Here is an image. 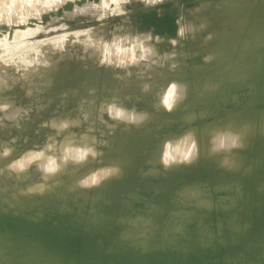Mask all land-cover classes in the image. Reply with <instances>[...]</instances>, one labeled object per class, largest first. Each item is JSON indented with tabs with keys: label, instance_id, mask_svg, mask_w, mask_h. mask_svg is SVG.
<instances>
[{
	"label": "rangeland",
	"instance_id": "obj_1",
	"mask_svg": "<svg viewBox=\"0 0 264 264\" xmlns=\"http://www.w3.org/2000/svg\"><path fill=\"white\" fill-rule=\"evenodd\" d=\"M23 2L29 3V1L24 0ZM86 2L88 0H66L59 9H52L40 13L39 16L30 17L27 24L9 26L0 23V66L3 65L6 52L5 38L10 43L16 38V31L23 32L36 27L45 29L35 36L26 37L28 43L48 40L54 36L60 37L67 33L63 51L54 50L51 44L40 46L41 51L46 54V58L49 60V68L47 66L42 67L39 74L34 75L30 80H21L10 89L0 90V103H12L11 111L13 113L18 108L25 110L18 120L5 121L3 125H0V135L2 134L0 143L11 146L14 153H17L16 156H20L32 148H41L47 142L58 139L62 135V133L57 135L53 128L46 126L45 122H50L53 119L60 121L68 119L73 122L72 126L69 127L71 132L76 134L85 131L95 132V135H99L96 138L102 139L100 134L106 133L103 135L106 137L108 125L113 124L114 120L107 113H101V102L116 100L123 104L125 101L126 105L130 103L129 109L131 108L130 105L134 109L139 105L142 110L138 108L139 106L136 110L140 113L147 111L149 117L152 111L149 110L151 108H148L150 104L148 105L147 102L152 97V100L155 99L153 104L151 103L152 100L148 102L151 103L152 107L156 102L160 104L156 99L160 97L158 96L161 94L160 92L168 87V80L166 82L163 78L165 80L166 77L171 79L169 83L178 82V80L185 81L189 89L185 92L182 102L177 103L171 111L164 107L160 109L161 104L158 105L159 107L156 105L159 111L155 106V109L152 108L156 111V114H154L155 112L152 113L153 118L149 117L152 119L137 125L127 123L131 126L127 130L126 125L121 124V127L125 129H122L123 134L119 137L117 150H113L115 152L112 153L111 160H109L110 163L111 161L113 163L112 158L116 162L120 159L119 165H121L126 176L113 175L95 185L94 188L84 187L87 189L86 191L99 190L93 194H87L88 197L95 195L93 200L86 201L85 189L82 192L72 190L66 184L67 187L62 186L63 188L60 187V184L58 187L57 184L54 193L44 199L30 196L29 199L27 195L19 198L18 196L21 194L19 184L24 185L22 187H27L31 183L35 184L40 181L37 179H40L41 175L33 167L27 174L29 178L20 180V182L16 177L13 178L14 175L12 177L8 174L0 175L2 178L0 179V218H4V215L10 210L24 212L28 217L33 214L32 218L39 219L41 217L46 218V215L47 217L53 215L56 216L55 220L58 223L56 228L64 232L65 230L62 228L67 229L70 225H74L76 228L82 226L84 230H88L85 229L86 220L89 216L87 214H90V219L95 215L91 216L92 213L88 210L89 208L98 210V214L102 212V216L105 212L106 215L103 216V219L106 220L100 223L101 226L93 218L91 219L92 222L98 224L91 225L89 219L87 225L90 223L92 229L88 231H96V238L103 244V247L108 249V253H111L116 247H119L118 250L122 247L129 248L132 241L135 244L141 237V233L138 234L139 231L137 230L141 229L143 225L145 228L142 229L145 231L140 230V232L143 231L142 237L149 235V233L153 235V237L151 235L150 238L147 237L151 240L146 239L147 242L149 241L148 247V245L159 244L161 237H167L168 241L175 243L174 236L168 237V235H173L178 230L183 236L194 231L196 233L193 234L194 237H209V241H214L215 230L213 226L220 222L223 223V228H218L219 232L223 234L227 232L229 234L228 239L232 241L236 240L237 230L241 225L246 235H243L240 241L246 243L248 250H250L253 246L252 243H255L257 239H254V242H248L247 238L252 234L248 230L249 226L246 225L247 220L243 221L240 214L244 211L243 203L247 195L259 197L260 200L264 199V162L259 161L258 156L260 151H264V133L258 134L255 140L239 149L237 158L241 161V165L236 172L224 169L217 165L212 157L206 155H198L191 162L165 167L159 155L163 152L162 146L165 143L169 141L175 143L185 138L193 126L203 130L207 126L222 124L234 117L239 120L240 116L256 118L258 123L263 124L264 0H163L162 3L154 6L145 5L144 0H130L124 5L127 10H132L128 15H110L104 21H98V24L96 22L98 18L92 14L75 17L65 16L66 11H72ZM96 2H100V0H96ZM107 2L115 6L114 1L107 0ZM191 10L192 12L195 11V14L193 12L191 15ZM181 16L184 17L186 25L190 20L199 25L205 19L208 25L199 31V35L194 40L190 41L187 37L178 35L180 25L177 21ZM57 17L62 19H56ZM148 19H151L150 22ZM157 21L160 24H156ZM61 23H66L69 27L67 29L60 28ZM156 25L160 27L157 28ZM89 28H93L91 36L95 41L93 40L92 44H86L85 41L88 40L86 39L88 36L83 35V32ZM77 31L81 32L82 35L75 37L74 33ZM149 33L153 36L150 43L155 46L159 53L158 57L153 58L157 62H153V60L143 61L126 68L99 63V54L104 43H112L118 37L121 40H126L128 43L122 46L128 47L137 36L142 37ZM157 35L162 37L160 41L155 40ZM173 39L177 41L176 44L171 42ZM97 44L100 45L99 50L96 49ZM167 51L171 52L169 57L165 56ZM138 54L139 51L137 50ZM156 72H159L161 77L163 75L165 77L157 78L160 75ZM166 72L168 75L165 74ZM51 77L52 79H49ZM174 77H178V80ZM154 78L158 79H155L156 82L158 81L157 83H154ZM148 79L153 80V83L151 84V80L148 81ZM160 79L164 82L160 84H163V87L159 85L163 89H160L158 93L159 87L157 89L155 85L158 86ZM143 86L148 87L143 88ZM29 90L31 95L28 94ZM154 91L158 93L157 95L154 93L155 97H153ZM137 92H139L138 97ZM141 93L147 95L142 98ZM73 95L75 96L73 97ZM124 96L127 98L123 99ZM132 97L137 98V100ZM139 99L143 102H138ZM146 99L147 101H145ZM135 100L137 101L136 104ZM146 105L147 108H145ZM92 109L97 113L99 119L97 118L95 121L85 120L84 114L88 113L89 115ZM79 121L83 123L79 124ZM106 123L109 124L106 125ZM100 127L105 128V131ZM122 132L120 131V133ZM13 138H16L15 143H13ZM54 154L58 155L59 153ZM9 162L10 159H7L6 163L0 161V166L3 165L4 167ZM128 184H133V186H128ZM189 187H195L198 194L191 202L184 195L185 190ZM237 197L239 205L233 209L232 215L227 216L232 209L230 201ZM99 202H103V204ZM98 204L100 205L98 206ZM17 205H20L21 208ZM93 206L96 208L98 206V208L93 209ZM75 207L80 208L79 213L82 217L86 214L87 219L79 217L80 214ZM45 209H48L49 213L43 215L42 212ZM3 212L4 215L2 216ZM81 212L85 214L82 215ZM97 213L94 218L99 221L102 216ZM234 213L235 215H233ZM110 215H113L114 218H109ZM107 216L108 218H106ZM7 217L10 219L11 216L7 215ZM78 217L83 221H80ZM144 219L153 220V223L148 221L151 225H147L148 223ZM106 221L108 223H105ZM0 222L3 224L5 218L4 222ZM8 222L10 221L8 220ZM8 222L7 225L9 226ZM1 223V232L4 237H7L5 229H2L7 226ZM52 223V221L49 222V224ZM107 224L110 225L107 227ZM136 225H139L138 229H136ZM206 229H209L210 233L206 232ZM146 231L147 234L144 233ZM14 232H12V236L15 235ZM125 232L127 235L129 234L128 236L131 235L128 239H126ZM30 233L24 232L25 235L29 234L31 237ZM10 235L11 232L7 238H11ZM18 236L21 235H17V238L14 239L15 241L17 239L16 242L18 243H12L4 237H2L3 239L0 237V264H78L66 256H52L36 245L37 240L34 239L37 238L35 236H33L34 239L31 237L30 241L33 240L32 242H24V240L23 243L21 241L24 238L27 241L30 237L23 235L24 238L21 237L23 239H20ZM138 236L140 237L138 238ZM132 237H137V240L135 238L131 240ZM52 239H54L52 236L48 238L49 241ZM77 239L71 241L75 247L71 253L72 256H76L80 252L78 248L79 239ZM136 245L137 243L133 246L135 250L144 249ZM212 245L214 246V243ZM61 248L66 247L62 246ZM84 250L83 254L87 253ZM92 255L93 253L84 254L81 263L90 264V259L94 258Z\"/></svg>",
	"mask_w": 264,
	"mask_h": 264
},
{
	"label": "clouds",
	"instance_id": "obj_2",
	"mask_svg": "<svg viewBox=\"0 0 264 264\" xmlns=\"http://www.w3.org/2000/svg\"><path fill=\"white\" fill-rule=\"evenodd\" d=\"M66 0H48V2L40 4H29L23 0H2L0 2V23L12 26L27 24L29 18L32 16H39L42 12H47L52 9H59L63 6ZM130 0H115V6L108 3L107 0H88L82 6H77L72 11H66L65 16L75 17L77 15L92 14L98 19L103 20L110 15H122L126 12L125 4ZM163 0H144L145 5H156L162 3ZM56 19H62L57 17ZM177 23L180 25L178 35L184 37L188 32L195 31V28L184 23V17L181 16ZM60 28L67 29L69 27L66 23H61ZM41 27L35 29L29 28L26 31H16V38L10 43L5 38V57L3 65L0 66V90L10 89L21 80H30L34 75L39 74L42 67L49 65V60L46 54L41 51V45L51 44L54 50L63 51L65 48V40L67 33L60 37H52L48 40L37 41L34 43L26 42V37L35 36L37 33L44 31ZM92 29L89 28L83 32V35L88 36L86 44H92ZM76 37L82 35L77 31L74 33ZM162 37L155 36L156 41H160ZM153 40L151 33L144 36H137L130 46H122L128 43L126 40H121L118 37L112 43H104L103 48L99 54V63L101 65L115 66L118 68H126L129 65L139 64L143 61L153 60L158 57L159 53L155 46L150 42ZM176 44L177 41H171ZM100 49V45H96ZM137 50L139 54L137 55ZM124 54H130L125 58ZM167 55V54H166ZM153 62H157L153 60ZM29 95L31 91L29 90ZM185 96L184 87L178 82L173 81L168 85L166 90L160 95L159 103L171 111L176 104ZM13 105L10 102L0 103V125L5 121H16L24 113L25 110L18 108L15 113L11 111ZM101 113L107 115L114 121H121L131 124H140L148 118L147 113H140L136 109H129L124 105L118 103L116 100L109 102H101ZM84 119H88V113L84 114ZM46 126L53 128L57 135L72 126V121L63 119L56 121L53 119L50 122H45ZM13 138V143H15ZM97 138H92V143L87 147L83 145H66L62 151L59 150V145L56 140L47 142L41 148H32L22 153L16 159L10 161L4 167H0V175L8 174L15 176L18 180H26L30 170L35 167L41 173V181L35 184H30L25 188H21L20 192L23 194L43 193L49 186L47 182L51 181L58 173L62 171L63 166L67 165L69 161L80 164L89 157L97 158L102 153L96 147ZM214 151L220 149H231L238 146L239 137L236 135H226L214 138ZM14 149L11 146H3L0 151V158H7L12 155ZM59 153L54 154V153ZM196 155V142L187 136L178 142L169 141L166 143L165 151L161 157L162 163L165 167H171L173 164L191 162ZM120 168L115 165H109L101 169H97L87 176L83 177L79 183L83 187H91L98 185L105 179L114 174H118Z\"/></svg>",
	"mask_w": 264,
	"mask_h": 264
},
{
	"label": "water",
	"instance_id": "obj_3",
	"mask_svg": "<svg viewBox=\"0 0 264 264\" xmlns=\"http://www.w3.org/2000/svg\"><path fill=\"white\" fill-rule=\"evenodd\" d=\"M263 153L260 151L258 155L259 161L262 162H264ZM220 166L229 170L222 165ZM230 205L232 209L227 216H230L233 209L239 205L238 197L236 199L233 198L230 201ZM243 208L244 211L240 214V217L243 221L248 220V230L253 234V241H250V243L257 239L255 243H252L253 246L250 250H248L246 243L240 241V238L244 235V228L241 225L237 230L236 240L232 241L228 239L229 234L227 232L225 234L219 232L218 228H223V223L221 224L220 222L215 226L212 225L215 230L214 241H209V237H194L193 234H196L194 231L183 236L178 230L172 235L175 243L168 241L167 237H161L159 244L148 245L143 250H135L133 243L130 242L129 248L122 247L118 250L119 247H116L111 253H108V249L103 247V244L96 238V231L90 232L84 230L82 226L76 228V226L70 225L73 229L68 227L64 229V232H61L56 228L58 225L55 221L56 216L48 215L49 217H47L48 209L43 212L46 218L41 217V219H30L22 212L10 210L8 215L11 216L10 220L12 219L11 225L9 224V226L2 229H5V234L8 235L13 231L21 236H23L25 231L31 232L30 235L37 238V246L43 248L52 256H66L78 262V264H82V256L88 253H93L92 257L94 256V258L90 259V264H264V199L260 200L259 197L247 195ZM66 209L69 210L68 208ZM103 218H100L99 224L104 220ZM50 221L53 223L49 224ZM37 223L40 224L38 225ZM51 236L54 239L50 240V243L48 238ZM0 237H3L1 231ZM76 237L79 239L78 248L80 252L78 255L72 256L71 253L75 250V247L71 241H74ZM134 238L132 237V240ZM10 242L14 243L12 240ZM212 243H214V246ZM61 245L66 248H61ZM84 249L87 253L83 254Z\"/></svg>",
	"mask_w": 264,
	"mask_h": 264
},
{
	"label": "bare ground",
	"instance_id": "obj_4",
	"mask_svg": "<svg viewBox=\"0 0 264 264\" xmlns=\"http://www.w3.org/2000/svg\"><path fill=\"white\" fill-rule=\"evenodd\" d=\"M24 1H29V4H32V3H35V4H40V3H45V2H48V0H24ZM112 1H114L115 2V0H112ZM132 10H127L126 9V12L124 13V14H129L130 12H131ZM194 12V14H195V11H193ZM192 12V10H191V12H190V14L191 13H193ZM192 15V14H191ZM148 17V16H147ZM152 18V17H151ZM105 19V18H104ZM104 19L103 20H98L97 19V24H98V21L100 22V21H104ZM158 19V18H157ZM178 19V18H177ZM201 19V18H200ZM150 20L151 19H148V22H150ZM202 20V19H201ZM200 20V21H201ZM206 20V19H205ZM204 20V21H205ZM154 21H156V19H154ZM191 21V22H190ZM190 21H188V23H187V25H190V26H193L194 28H195V31L194 32H192V31H190V32H188L184 37H187L188 39H190V41L191 40H194L198 35H199V31L200 30H202V28H205L207 25H208V22H206L205 21V23L204 24H202V22H204V21H201L200 22V24L198 25V24H195V23H197V22H195V23H192V20H190ZM198 21V20H197ZM199 22V21H198ZM102 23V22H101ZM156 24L157 23H159L158 21L157 22H155ZM93 24V23H92ZM100 24V23H99ZM160 24V23H159ZM95 25V24H94ZM91 26H93V25H91ZM97 26V25H96ZM101 26V25H100ZM157 26V25H156ZM159 26V25H158ZM158 26H157V28H158ZM160 27V26H159ZM81 29V28H80ZM93 29V28H92ZM95 29H97V28H95ZM209 31H211V29H209ZM208 31V32H209ZM93 32V31H92ZM99 33V32H98ZM104 33V32H103ZM97 35V34H96ZM74 36V35H73ZM54 37H56V36H54ZM76 37V36H75ZM93 38V37H92ZM73 39V38H72ZM86 39H88V38H86ZM92 40H94V39H92ZM95 41V40H94ZM86 45V44H85ZM173 48V47H172ZM172 48H171V50H172ZM177 48V47H176ZM178 48H179V46H178ZM97 49V48H96ZM174 49H175V47H174ZM173 49V50H174ZM179 49H181V47L179 48ZM179 49H178V51H179ZM182 51H183V49H181ZM178 51H176V52H178ZM209 51V50H208ZM173 52V51H172ZM90 53H91V51H90ZM170 53L171 52H169V51H167V55L165 54V56H170ZM174 53V52H173ZM172 53V54H173ZM179 53H180V51H179ZM171 54V55H172ZM125 55V58H127L128 56H130V54H124ZM179 62V61H178ZM48 67V66H47ZM50 67V66H49ZM48 67V68H49ZM44 68V67H43ZM51 69V68H50ZM144 69V68H143ZM45 70V69H44ZM43 70V71H44ZM52 71V70H51ZM147 71V70H146ZM169 71H170V69H169ZM169 71H167L168 73H169ZM165 73L166 75H168V73ZM172 72V71H171ZM149 73V72H148ZM157 73V72H156ZM147 74V73H146ZM157 74H159V72L157 73ZM171 74H173V73H171ZM152 75V74H151ZM155 75V77H156V74H154ZM153 75V76H154ZM160 76H158L157 78H163V77H165L163 74V76L161 77V74H159ZM147 76V75H146ZM174 76V75H173ZM169 77V76H168ZM55 78V77H54ZM74 78V77H73ZM147 78V77H146ZM153 78V77H152ZM157 78H154V83H157L156 82V80L155 79H157ZM170 78V77H169ZM172 79H173V77H171ZM177 78V80H178V77H176ZM175 77H174V79H176ZM49 79H52V77L51 78H49ZM141 79H143V78H141ZM70 80V79H69ZM81 80V79H80ZM145 80H147V79H145ZM151 80V79H150ZM149 79H148V81H150ZM158 80V79H157ZM163 80L164 81H166L167 82V80H168V85L170 84L169 82H171L167 77H166V80L163 78ZM82 81V80H81ZM87 81V80H86ZM85 81V82H86ZM142 81V80H141ZM153 80H151L150 81V83L152 84L153 82H152ZM160 81H161V79H160ZM159 81V83H158V86H157V84L155 85V88H157V87H159V85L162 83V82H164V81H161L160 82ZM84 82V81H83ZM45 83V82H44ZM54 83V82H53ZM139 83H140V81H139ZM149 83V84H150ZM178 83L179 84H181L183 87H184V89H185V92L189 89V87H188V85H187V83L184 81V82H182V81H179L178 80ZM145 84V83H144ZM150 84V85H151ZM166 84V83H165ZM46 85H48V84H46ZM73 85V84H72ZM147 85V84H146ZM154 85V84H153ZM44 86V85H43ZM152 86V85H151ZM151 86H149V87H151ZM163 87V84L162 85H160V87ZM49 87V86H48ZM56 87V86H55ZM145 86H143V88H144ZM146 87H148V86H146ZM145 87V88H146ZM159 87V89H158V93H159V90L161 89ZM45 88V87H44ZM70 88V87H69ZM81 88V87H80ZM139 88H140V85H139ZM153 88V87H152ZM152 88L150 89V91L152 90ZM137 89V88H136ZM141 89V88H140ZM148 89V88H147ZM163 89V88H162ZM161 89V90H162ZM155 90V89H154ZM194 90V89H193ZM137 91V90H136ZM149 91V92H150ZM165 91V90H164ZM164 91H162V92H164ZM133 92H135V91H133ZM142 92V91H141ZM144 92V91H143ZM146 92V91H145ZM147 92H148V90H147ZM146 92V93H147ZM155 93V91L153 92V97H155L158 93ZM162 92H160L161 94H162ZM76 93V92H75ZM156 95H155V94ZM129 94V93H128ZM138 94H139V92H137V97H138ZM142 94V93H141ZM144 94V93H143ZM142 94V95H143ZM160 94V95H161ZM126 95V94H125ZM133 95V94H132ZM135 95H136V93H135ZM147 95V94H146ZM146 95H143L142 96V98H144V96H146ZM160 95H158V96H160ZM187 95V94H186ZM119 96V95H118ZM118 96H116V97H118ZM128 96V95H127ZM87 97V96H86ZM115 97V96H114ZM120 97V96H119ZM125 97L126 96H124V98L123 99H125ZM141 97V96H140ZM150 97V96H149ZM94 98V97H93ZM127 98V97H126ZM132 98H134V97H132ZM142 98H140V99H142ZM148 98V97H147ZM152 98V97H151ZM150 98V102H151V100L153 99H151ZM157 98V97H156ZM160 98V97H159ZM159 98L158 99H156L158 102H159ZM120 99V98H119ZM118 99V100H119ZM122 99V100H123ZM129 99V98H128ZM134 99H136L137 100V98H134ZM140 99L138 100V102L140 101ZM91 100V99H90ZM135 100V104L137 103V101ZM183 100V99H182ZM182 100H180L178 103H180V102H182ZM120 101V100H119ZM134 101V100H133ZM132 101V102H133ZM145 101H147V99L145 100ZM148 101V102H149ZM153 101H155V99L154 100H152V104H153ZM81 102V101H80ZM106 102V101H105ZM109 102V101H108ZM124 103L122 104V105H124L125 107H127V108H129V104L128 105H126L125 104V101H123ZM131 102V103H132ZM141 103L143 102L142 100L140 101ZM147 102V104L149 105L150 104V106H148V108L150 107L151 109H149V110H151L152 111V113H154V114H156V111H154V110H152V108L153 109H157V107H156V105L158 106V105H160V104H158L157 102H156V104H155V102H154V106H155V108H154V106L152 107V105H151V103H148ZM84 103H86V102H84ZM88 103H90V102H88ZM122 103V102H121ZM134 103V102H133ZM145 104H146V102H144ZM77 104V103H76ZM81 104H83V103H81ZM134 104V105H135ZM88 105V104H87ZM91 105V104H90ZM90 105H89V107H90ZM92 105H93V103H92ZM95 105H96V103H95ZM133 105V104H132ZM138 105V104H137ZM54 106V105H53ZM81 106H83V105H81ZM85 106H86V104H85ZM139 106V105H138ZM137 106V107H138ZM142 106H143V104H142ZM80 107V106H79ZM130 107L132 108V106L130 105ZM133 107H135V106H133ZM136 107V108H137ZM159 107V106H158ZM161 107H163L162 105L160 106V109H162ZM97 108V107H96ZM130 108V109H131ZM135 108V109H136ZM139 109H141L140 108V106L138 107ZM145 108H147V105H146V107ZM72 109V108H71ZM74 109V108H73ZM86 109V108H85ZM90 109V108H89ZM143 109H144V107H143ZM95 110H97V109H95ZM142 110V109H141ZM141 110H139V111H141ZM148 110V109H147ZM158 111H159V108L157 109ZM146 111V110H145ZM145 111H143V112H145ZM150 111V112H151ZM147 112V111H146ZM145 112V113H146ZM149 112V113H150ZM84 113V112H83ZM152 113H150L151 114V116L149 115V117H152ZM54 114V113H53ZM103 114V113H102ZM105 114V113H104ZM148 114V113H147ZM69 116V115H68ZM79 116V115H78ZM149 117L146 119V120H150V119H152V118H150L149 119ZM68 118V117H67ZM98 118V115H97V113L92 109V110H90V112H89V115H88V119L89 120H91V121H95L96 119ZM57 119H59V118H57ZM99 119V118H98ZM102 119V118H101ZM106 121H107V119H105ZM56 121H60V120H56ZM91 121H89V122H91ZM111 122H112V120H111ZM111 122H109V123H111ZM79 124H82L83 122H81V121H79L78 122ZM84 123H86L85 121H84ZM99 123V122H98ZM108 123V124H109ZM113 123V122H112ZM75 124H77V123H75ZM92 124V123H91ZM94 124V123H93ZM102 124H104L105 125V123H102ZM107 123H106V125H108ZM121 124H125L126 126V130H127V128H129V126L130 125H128V124H130V123H121V121H114V123L113 124H111V125H108L109 127H108V130H107V136L106 137H104L103 135L104 134H106V133H103V134H100V137L102 136V139H97V141H96V147L98 148V150L102 153L101 155H99L97 158H95V159H93L92 157H89L88 159H87V161H85V162H83V163H80V164H76V163H73L72 161H69L68 162V164L67 165H65V166H63V168H62V171L60 172V173H58L57 174V176L56 177H54L51 181H49V182H47L48 184H49V186L46 188V190L43 192V193H39V192H37V193H30V194H23V193H21V194H19L20 196H18L19 198H21V196H24L25 197V195H27L28 196V198L30 199V197H32V198H39V199H44V198H46V197H49L52 193H54V191L57 189L56 187H57V184H58V187H59V184H60V187L61 188H63L62 186H69V189H72V190H78V191H83L85 188L83 187V186H81L80 185V183H79V181L83 178V177H85V176H87L89 173H91V172H93V171H95V170H97V169H101V168H104V167H106V166H109V165H115L116 163V165L115 166H118L119 168H120V172L118 173V174H114V175H117L118 177H125L126 175L123 173V170H122V167H121V165H119V162L121 163V161H120V159H118V161L116 162V160L115 159H113L112 158V160H114V162L112 163V161H111V163H110V158H111V155H112V153H114L116 150H117V147H118V140L120 139L119 137L120 136H122V134H123V132H122V129L124 128V127H121L122 125ZM99 125V124H98ZM132 125V124H131ZM137 125V124H136ZM92 126V125H91ZM102 126V125H101ZM124 126V125H123ZM128 126V127H127ZM89 127H90V125H89ZM106 127V126H105ZM131 127V126H130ZM260 127H262V128H260ZM88 128V127H87ZM91 128V127H90ZM93 128H95L94 126H93ZM3 129V128H2ZM72 129V128H71ZM100 129H105V128H102V127H100ZM107 129V128H106ZM125 129V128H124ZM123 129V130H124ZM191 130L189 131V133L185 136V137H187V136H191V138L193 139V140H195V142H196V155L192 158V160L196 157V156H200V155H206V156H208V157H212V159H214V160H216V164H219V165H222V166H224L225 168H228L230 171H232V172H236V171H238V169H239V166L241 165L240 163H241V161L237 158V154H238V152H239V149L241 148V147H243V146H245L246 144H248V143H250L252 140H255V137H257V135L258 134H260V133H264V122H263V124L261 125L260 123H258L257 122V119L256 118H253V117H249V116H247V117H243V116H240L239 117V120H237L235 117L234 118H232V119H230L229 121H227V122H225V123H222V124H216V125H212V126H207L205 129H203V130H199L197 127H195V126H193V127H191L190 128ZM86 130V129H85ZM94 130V129H93ZM81 131V130H80ZM105 131V130H104ZM120 131L122 132V133H120ZM56 133V132H55ZM97 133V132H96ZM51 134V133H50ZM119 134H121V135H119ZM229 134H232V135H236V136H238L239 137V144H238V146H236V147H233V148H231V149H220V150H216V151H214V143H213V140H214V138H217V141H218V139H219V137H221V136H226V135H229ZM2 135V134H1ZM0 135V136H1ZM57 136V135H56ZM97 136V134L95 135V132L94 133H90V131L88 132V131H85V132H83V133H79V134H76V133H74V132H71V130H69V128L68 129H66L65 131H63L62 132V135L60 136V138H58V139H55L56 141H57V143H58V145H59V150L60 151H62L63 150V148L66 146V145H83V146H85V147H87L88 145H90L91 143H92V138L93 137H96ZM99 136V135H98ZM97 136V137H98ZM48 137V136H47ZM59 137V136H58ZM6 139H7V137H6ZM44 140H46V139H44ZM43 140V141H44ZM53 140V139H52ZM5 141V140H4ZM8 141V140H7ZM50 141V140H49ZM20 145V144H19ZM3 146H7V145H5V144H3V143H0V151H2V148H3ZM42 146V145H41ZM165 146H166V143H165V145H163L162 147H163V152H161L160 153V159H161V157H162V155H163V153H164V151H165ZM116 149V150H115ZM113 150H115L114 152H113ZM262 152H264V151H262ZM16 152L14 153V151H13V153H12V155L11 156H9V157H7V158H0V161H5V163L7 162V159H10V161H12V160H14V159H16L17 157H19V156H16ZM264 154V153H263ZM116 157V156H115ZM110 159V160H109ZM162 160V159H161ZM260 160V159H259ZM116 162V163H115ZM101 166V167H97V166ZM0 167H3V165L2 166H0ZM32 173V172H31ZM40 173V172H39ZM7 175V174H6ZM40 175H41V173H40ZM130 175V174H129ZM9 176V175H8ZM113 176V175H112ZM2 177V176H1ZM5 177H7V176H5ZM12 177V176H11ZM15 176H13V178H14ZM111 177V176H110ZM33 178V177H32ZM0 179H2V178H0ZM3 179H4V177H3ZM34 179V178H33ZM128 179H129V177H128ZM16 180V179H15ZM14 180V181H15ZM37 180H40L41 181V178L40 179H37ZM1 181V180H0ZM40 181H38V182H40ZM16 182V181H15ZM19 182H20V180H19ZM33 183H34V181H33ZM62 183H63V185H62ZM13 184V183H12ZM30 184V183H29ZM32 184V183H31ZM66 184V185H65ZM20 186H18L19 187V190L21 189V188H25V187H22V186H24V185H22V184H19ZM26 185V184H25ZM66 186V187H67ZM103 186H105V184H103ZM128 186H133V184H128ZM95 187V185L94 186H91V187H89V188H94ZM56 188V189H55ZM59 189V188H58ZM131 189H133V187H131ZM130 189V190H131ZM71 190V191H72ZM87 189H85L84 190V195H87V194H93V193H95V192H97V191H99V190H97V191H93V190H91V191H86ZM63 191V190H62ZM66 191H67V189H66ZM66 191H64V192H66ZM70 191V190H69ZM70 193H72V192H70ZM73 193H75V192H73ZM78 194H79V192H77ZM188 199V201H193L192 199L195 197V195H198L197 194V189L195 188V187H189V188H187L186 190H185V194H184ZM30 196V197H29ZM95 195H90L89 197H88V195H87V199H86V201H90L93 197H94ZM23 198V197H22ZM27 198V197H26ZM96 198V197H95ZM107 199V198H106ZM25 200V199H24ZM84 200V199H83ZM93 200V199H92ZM99 200V199H98ZM79 201V200H78ZM101 201H102V199H101ZM104 201H106L105 199H104ZM80 202V201H79ZM14 203L16 204V202L14 201ZM18 203H20L19 201H18ZM46 203V202H45ZM85 203H87V202H85ZM99 203H102L103 204V202H99ZM27 204V203H26ZM30 205V204H29ZM100 204H98V206H99ZM14 206V205H13ZM17 206H19L20 207V205H17ZM98 206H97V208H98ZM18 207V208H19ZM27 207V206H26ZM81 207V206H80ZM21 208V207H20ZM41 208V207H40ZM69 208V207H68ZM71 208V207H70ZM76 209H77V207H75ZM94 208H96V207H94L93 206V209ZM96 208V209H97ZM80 209V208H79ZM79 209H77V211L79 210ZM102 209V208H101ZM92 214H91V216L92 215H96V213H97V211L98 210H91V208H89L88 209ZM15 211V210H14ZM56 211V210H55ZM88 211V212H89ZM96 213H95V212ZM99 211H101V210H99ZM103 211V210H102ZM41 212H42V210H41ZM80 211H78V213H79ZM85 212V211H84ZM82 213V215H84L85 213ZM89 212V213H90ZM24 213V212H23ZM31 213V212H30ZM36 213V212H35ZM34 213V214H35ZM43 213V212H42ZM42 213H37V214H42ZM54 213V212H53ZM74 213H75V211H74ZM77 213V214H78ZM86 213H87V210H86ZM102 212H99V214L98 215H100V216H102V214H101ZM105 213V212H104ZM103 213V216L104 215H106V214H104ZM8 214H10V213H6L5 215L7 216ZM80 214V213H79ZM109 214V213H108ZM4 215V212H3V214H2V216ZM4 215V218H5V222H6V220H7V222H8V220L10 221V222H12L10 219H8V217L6 218V216ZM32 215L33 214H31V215H29V217H30V219H39V218H35V217H33L32 218ZM90 216V214H87V216ZM94 215V216H95ZM146 215V214H145ZM230 215H232V214H230ZM233 215H235V213L233 214ZM10 216V215H9ZM27 217H28V215H26ZM43 216V215H42ZM77 216V215H76ZM81 216V214L79 215V217ZM85 216H86V214H85ZM84 216V217H85ZM88 216V220L90 219V217ZM94 216H92V218H93V220L95 221V219H96V221L98 222V220H97V218H94ZM102 216V217H103ZM0 217H1V212H0ZM14 217V216H13ZM28 217V218H29ZM78 217V219L81 221L82 219L81 218H79ZM82 217V216H81ZM84 217H82L83 219H84ZM111 217V219H112V217H113V215L111 216H109V218ZM236 217V216H235ZM4 218H0L1 220L0 221H3L4 222ZM10 218V217H9ZM72 218H73V216H72ZM91 218V219H92ZM101 218V217H100ZM99 218V219H100ZM106 218H108V216L106 217ZM114 218V217H113ZM86 219H87V217H86ZM90 219V220H91ZM88 220H86V224H85V229H88V230H91L92 229V227L90 226V223L87 225V222H88ZM106 220V219H105ZM145 220V222L147 221V225H151L150 224V222L151 223H153V220L151 221V220H149V219H144ZM56 221V220H55ZM83 221V220H82ZM93 221V222H94ZM111 221V220H110ZM148 221H150V222H148ZM4 222V223H5ZM7 222L4 224H2L1 222V224L2 225H4V226H8L7 225ZM10 222H8L9 224H10ZM89 222H91L92 224L91 225H95L96 223H93L92 222V220L91 221H89ZM247 222V224L246 225H248V220L246 221ZM101 223V222H100ZM105 223H108V221H106ZM38 224V223H37ZM64 224H65V222H64ZM98 224V223H97ZM96 224V225H97ZM11 225V224H10ZM39 225V224H38ZM100 226L102 225V224H99ZM98 225V226H99ZM108 225H110V224H107V227H108ZM140 225V227H141V224H139ZM139 225H136V226H134V227H136V229H138L139 227ZM245 225V226H246ZM1 226V225H0ZM97 226V228L98 229H100L99 227ZM104 226V225H103ZM3 227V226H2ZM12 227V226H11ZM57 227V226H56ZM96 227V226H95ZM107 227H105V228H107ZM152 227V226H151ZM1 228V227H0ZM5 228V227H4ZM62 228V227H61ZM97 228H95L96 230H97ZM142 228H145L144 227V225L142 226ZM138 229L137 231H139V233L138 234H140L141 233V237L140 236H138V238H139V240H137V237H136V240H137V245L136 246H138L139 248H145V247H147V244L149 243V241L147 242V240L150 238V235L153 237V235H152V233H149V235H145V237L143 236L142 237V232L143 231H141L140 232V230H144L145 231V229ZM63 230H64V227L62 228ZM153 229V228H152ZM60 230V229H59ZM62 230V231H63ZM102 230V229H101ZM125 230V229H124ZM247 230V229H246ZM0 231H1V229H0ZM131 231V230H130ZM206 232H209V229H206L205 230ZM245 231V230H244ZM14 232V231H13ZM27 233H28V231H26ZM126 232H128V231H126ZM126 232H125V234H126ZM15 233V235L14 236H12V232H11V235H10V237L11 238H7V237H4V235H3V237H4V239H9V241H13V242H15V243H18V242H16L17 241V239H16V241L14 240L15 239V237L17 236V235H19V234H17L16 235V232H14ZM131 233V232H130ZM133 233V232H132ZM144 233H146L147 234V231L146 232H144ZM144 233H143V235H144ZM184 233V232H183ZM210 233V232H209ZM136 234V233H135ZM24 236H27L28 237V235L29 234H27V235H25V234H23ZM129 235V234H128ZM127 234L125 235V236H127V238L126 239H128L130 236H128ZM246 235V233H244V236ZM253 235V234H252ZM252 235H250V236H248L249 238H247V240H248V242L250 243V241H253L252 239ZM6 236H8V234L6 235ZM24 236H21V237H23L24 238ZM168 236H172V235H168ZM255 236V235H254ZM253 236V237H254ZM20 237V239H23V238H21ZM30 237V236H29ZM32 237V236H31ZM30 237V239L29 240H31L32 238ZM147 237H149V238H147ZM17 238V237H16ZM18 238H19V236H18ZM76 238H78V237H76ZM1 239H3V238H1ZM34 239V238H33ZM147 239V240H146ZM19 240V239H18ZM25 240V242H27V241H29L28 239H27V241H26V239L24 238L22 241H21V243H23V241ZM34 240H36V239H34ZM78 240V239H77ZM132 240V239H131ZM149 240H151V239H149ZM33 241V240H32ZM31 241V242H32ZM75 241H76V239H75ZM79 241V240H78ZM34 242H36V241H34ZM132 242H134V241H132ZM147 242V243H146ZM20 243V242H19ZM123 243V242H122ZM135 243V244H136ZM34 244V243H33ZM134 243H133V246L135 245ZM85 251V250H84ZM86 252V251H85ZM10 253V252H9ZM10 255V254H9ZM11 257H12V254H11ZM14 262H15V260H14ZM16 264V263H15Z\"/></svg>",
	"mask_w": 264,
	"mask_h": 264
}]
</instances>
